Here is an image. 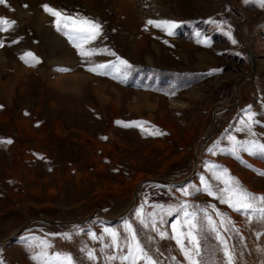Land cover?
Masks as SVG:
<instances>
[{
    "label": "rangeland",
    "instance_id": "rangeland-1",
    "mask_svg": "<svg viewBox=\"0 0 264 264\" xmlns=\"http://www.w3.org/2000/svg\"><path fill=\"white\" fill-rule=\"evenodd\" d=\"M229 1L243 15L244 37L227 0L0 3V18L15 21L0 31V242L11 239L0 245V264H26L16 253L28 264H132L123 258L138 255L137 243L152 264H190L177 236L194 251L193 215L198 264H229L225 249L231 264H264V203L245 214L205 190L220 195L232 177L264 196V155L253 147L264 144V4ZM44 5L99 23L100 34L82 46L90 57ZM155 15L168 16L173 32L148 24ZM99 58L113 62L90 75L116 89L91 77L68 78L80 94L58 89L62 74ZM15 65L28 72L17 76ZM147 178L178 183L140 184Z\"/></svg>",
    "mask_w": 264,
    "mask_h": 264
},
{
    "label": "snow or ice",
    "instance_id": "snow-or-ice-1",
    "mask_svg": "<svg viewBox=\"0 0 264 264\" xmlns=\"http://www.w3.org/2000/svg\"><path fill=\"white\" fill-rule=\"evenodd\" d=\"M262 4H264V0H261ZM0 3H6V0H0ZM45 11L48 12L50 15L57 18V30L63 31V29L71 28V31L64 32L65 35L68 36L69 40L73 43L74 47H77L80 55L82 57H90L93 53L92 51L84 50L83 45L89 43L90 41L96 39V37L100 34V25L99 23L81 18L79 20L74 19L72 17H66L59 11L52 9L49 5L43 6ZM15 24V21H9L7 18H0V31H7L9 28L13 27ZM148 24H154L157 27H160V24H169L168 21H162V22H155V21H148ZM172 33L169 32V35ZM2 46V44H0ZM29 57H32L34 60L36 59L32 53L26 54ZM23 58V57H22ZM27 62V61H26ZM39 62L38 60L36 61ZM121 64L127 65L126 61L121 60ZM108 65L105 64H96L93 68H89V71L95 72L97 75H104L106 74V69L108 68ZM251 120V116L249 117ZM122 123V122H117ZM128 126V125H125ZM251 130L249 126V131ZM162 134V133H158ZM106 139V138H105ZM231 139L235 140L234 137ZM11 140L6 141V143H11ZM253 147L257 148L259 150V153L264 155V144L259 145H253ZM250 154L252 153L250 149ZM237 159L239 157L237 156ZM226 171V170H225ZM260 175H264V173H259ZM217 179H220L217 177ZM223 183L225 184V188L221 190V194L217 195L216 193H213L211 190V187L209 185H205V190L210 196H215L217 199H220L221 203H227L229 207H231L234 211L237 212H244L245 214L249 212V210L254 209L256 201H260L261 203H264V196L257 197L254 194L248 192L246 189H243L239 185V181H236L235 178L229 177L228 180H224ZM187 195L188 193L185 191L184 193ZM261 214L264 216V209H261ZM184 215L187 217L189 216V213L185 212ZM217 215H220L217 213ZM205 216L207 218V223L209 226H211V229L215 231V225L213 224L212 218L210 216H207V213H205ZM196 219V217L193 215L192 219H189L186 221V224L189 228V231L187 232V239L190 241V243L193 246L194 251L189 252L184 249L183 246V240L180 238V234L178 233L177 236V243L181 245V250L184 252L185 257L189 260L190 264H198L197 260L194 258L195 256L199 255L200 248H199V241L197 237L193 234V230L196 229L197 225L193 222ZM141 223H144L142 220ZM147 226V225H145ZM128 231L131 233L132 229L131 227L128 228ZM113 241L115 242L117 239L116 233H112ZM95 238V237H94ZM221 240V243H223V238L218 237ZM132 239L135 240L136 237L133 234ZM135 252L138 255H131L125 256L123 259L128 260L131 258L132 264H137V260L141 258H147L146 253H144L143 249L140 247V245L137 243L135 245ZM91 257V253L89 254ZM225 255L228 257L229 264H231L232 257L230 253L225 249ZM115 257H111L110 259H114ZM33 259H37V257H33ZM66 260L69 261V264H71V258L66 257ZM149 260V264H152L151 258H147Z\"/></svg>",
    "mask_w": 264,
    "mask_h": 264
},
{
    "label": "crops",
    "instance_id": "crops-1",
    "mask_svg": "<svg viewBox=\"0 0 264 264\" xmlns=\"http://www.w3.org/2000/svg\"><path fill=\"white\" fill-rule=\"evenodd\" d=\"M164 16H165V18H164ZM155 17L157 18V20H156V22H162V21H168L169 22V24H167V25H165V24H160L161 25V27L163 28L164 26H166V27H168L169 26V28L168 29H170V27H172L173 26V21L172 20H170L169 21V18H168V16L166 17V15H163L162 17L161 16H157V15H155ZM94 19V18H93ZM174 27L175 26H173L172 28H171V32H173V29H174ZM170 31V30H169ZM134 33H130V36H131V39H133L134 37H136V35L134 34ZM176 39H174V40H172V41H175ZM154 42H157V41H152L151 43L153 44ZM177 42V41H176ZM158 43V42H157ZM158 44H160V43H158ZM149 48H152V49H154V47H152V46H149ZM104 49L107 51V53L109 54L111 51H113V52H115V50H114V48H112L111 46H109V45H106L105 47H104ZM109 49V50H108ZM161 49H162V47H161ZM161 49H160V53H162L161 52ZM100 50V49H99ZM202 50V49H201ZM117 54H118V52H117ZM116 53H115V56H113V57H117V56H119L118 57V59L119 60H117V61H120V64H121V60H123V61H125V58H122L119 54L117 55ZM193 56H194V53H193ZM215 58V57H214ZM110 59V58H109ZM108 59V60H109ZM215 61L216 60H214L213 59V61H212V63L211 64H214L215 63ZM113 62V60H109V61H106V60H102L101 58H99L95 63L93 62V64H91V65H96V64H105V65H108V66H110V64ZM146 63H148V64H154V63H150V62H147V60H146ZM121 65H123L124 66V64H121ZM90 67V66H89ZM88 69V68H87ZM107 70V69H106ZM73 71V73L72 74H62V78H64L65 80H66V78L68 79V78H83V77H88V80H89V77H91L92 78V80L90 81V82H92L93 81V79H97V80H99V81H102L104 84H105V82H106V80L104 79V78H101V77H98V76H92V75H90V72L91 71H89V70H86V71H82V72H80V71H77V70H72ZM86 72H88V73H86ZM65 75V76H64ZM70 76H72V77H70ZM101 82V83H102ZM76 85H77V83H76ZM106 85L108 86L107 88H109L111 91L113 90V89H116V86L115 85H112L108 80H107V82H106ZM78 88H79V90H81V86H78ZM137 91H140V90H137ZM67 93H71V91H68ZM67 93H65V94H67ZM75 93H79V92H75ZM137 93V92H136ZM139 93H143V92H138V94ZM80 94V93H79ZM143 94H147V95H149V96H151L152 95V93H149V92H147V93H143ZM157 98H158V96H157ZM154 104H156L157 105V103H154ZM260 194L259 195H264V192H259ZM257 194H258V192H257ZM16 255L18 256V258H19V262H21L20 260L22 259L26 264H28L27 263V261H26V259H24L23 258V256L22 255H20V254H18V253H16ZM12 258H14L13 256H12ZM14 260V259H13ZM21 264V263H20Z\"/></svg>",
    "mask_w": 264,
    "mask_h": 264
},
{
    "label": "water",
    "instance_id": "water-1",
    "mask_svg": "<svg viewBox=\"0 0 264 264\" xmlns=\"http://www.w3.org/2000/svg\"><path fill=\"white\" fill-rule=\"evenodd\" d=\"M227 2H228V4L231 6V8H232L233 11L235 12V14H236L238 17H240V18H238V20H237V27H238V29L241 31V33H242V35H243V37H244V33L242 32V29H241V27H240V22H239V21L241 20V18H243V15H242V13H241L240 11L236 10V9L232 6V3H231L229 0H227ZM244 39H245V38H244ZM245 41H246V39H245ZM247 50H248V47H247ZM254 66H255V65L252 64V68H253V69H254ZM236 101H237V98H236ZM219 106H222L223 108H229V107H232V106H235V105H232V106L217 105V106L214 107V111H216L217 107H219ZM215 119H216V118H215V116H214V119H213V122H212L211 128H213V126H214ZM196 168H197V158H196V155H195V158H194V170H193L192 174H191L188 178H191V177L196 173ZM148 182L156 183V184H161V185H172V184L177 185V183H178V182L166 181V180H164V179H151V178H147V179L141 181L140 184H144V183H148ZM136 193H137V191H136ZM135 202H136V201L133 202V205H135ZM127 213H128V210L125 211L123 214L118 215V218H123L124 216H126ZM20 232H21V231H20ZM20 232H19V233H20ZM17 234H18V233H17ZM10 240H11V239H10ZM1 244H2V243H1Z\"/></svg>",
    "mask_w": 264,
    "mask_h": 264
},
{
    "label": "bare ground",
    "instance_id": "bare-ground-1",
    "mask_svg": "<svg viewBox=\"0 0 264 264\" xmlns=\"http://www.w3.org/2000/svg\"><path fill=\"white\" fill-rule=\"evenodd\" d=\"M155 49H156V47H155ZM205 55V54H204ZM201 56V55H200ZM4 60V59H3ZM149 61V60H148ZM150 62V61H149ZM2 63V62H1ZM0 63V64H1ZM15 67V71L14 72H16L17 74V76L19 75V74H21L22 72L24 73V72H28V70H25V69H21L20 67H18L17 65H15L14 66ZM21 72V73H20ZM67 85L70 87V88H68L67 87ZM0 86L2 87V88H6V87H4V86H2L1 84H0ZM57 87H58V89H62V90H64L65 92H68V91H73L74 90V92H76V91H79V89H78V87L77 86H74L73 88L71 87V85L69 84V80L66 78V80L63 78H61V79H59V84H57ZM11 92H12V90H11ZM197 152H198V150L196 151V158H197V163H198V154H197ZM198 165V164H197ZM197 169V168H196ZM192 178V177H191ZM10 240V239H9ZM9 240H6V241H3V242H0V245L2 246V245H4V244H8V242H9ZM2 243V244H1Z\"/></svg>",
    "mask_w": 264,
    "mask_h": 264
}]
</instances>
